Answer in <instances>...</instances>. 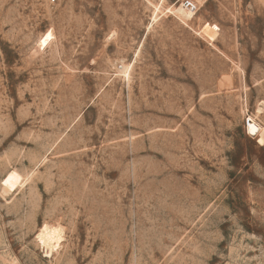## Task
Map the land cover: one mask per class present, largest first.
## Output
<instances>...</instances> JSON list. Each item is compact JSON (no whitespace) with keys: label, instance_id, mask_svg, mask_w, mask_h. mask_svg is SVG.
<instances>
[{"label":"rangeland","instance_id":"1","mask_svg":"<svg viewBox=\"0 0 264 264\" xmlns=\"http://www.w3.org/2000/svg\"><path fill=\"white\" fill-rule=\"evenodd\" d=\"M247 119L264 0H0V264H264Z\"/></svg>","mask_w":264,"mask_h":264},{"label":"bare ground","instance_id":"2","mask_svg":"<svg viewBox=\"0 0 264 264\" xmlns=\"http://www.w3.org/2000/svg\"><path fill=\"white\" fill-rule=\"evenodd\" d=\"M251 118V117H248ZM253 119V118H252ZM255 122L256 120L253 119ZM251 119H247V125H246V130L248 132L249 135L256 137L258 132H259V126H260V132L257 136V138H259V142H264V127H262L260 124L259 126ZM19 183V175L12 171L10 173H8L5 178L2 180V185L7 189L8 192L10 191H14L17 188V184ZM37 239L38 241L41 243V245L47 249H51L54 248L57 244L55 242V240L52 238V236L50 234H47L43 231H40L37 234Z\"/></svg>","mask_w":264,"mask_h":264},{"label":"water","instance_id":"3","mask_svg":"<svg viewBox=\"0 0 264 264\" xmlns=\"http://www.w3.org/2000/svg\"><path fill=\"white\" fill-rule=\"evenodd\" d=\"M187 6H190L189 3H186Z\"/></svg>","mask_w":264,"mask_h":264},{"label":"built area","instance_id":"4","mask_svg":"<svg viewBox=\"0 0 264 264\" xmlns=\"http://www.w3.org/2000/svg\"><path fill=\"white\" fill-rule=\"evenodd\" d=\"M52 1H54V0H52Z\"/></svg>","mask_w":264,"mask_h":264}]
</instances>
